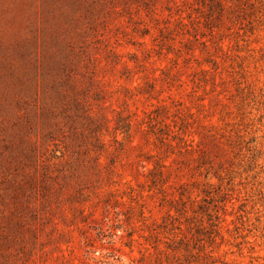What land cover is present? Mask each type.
<instances>
[{"label":"rangeland","instance_id":"374dc122","mask_svg":"<svg viewBox=\"0 0 264 264\" xmlns=\"http://www.w3.org/2000/svg\"><path fill=\"white\" fill-rule=\"evenodd\" d=\"M0 264H264V0H0Z\"/></svg>","mask_w":264,"mask_h":264}]
</instances>
